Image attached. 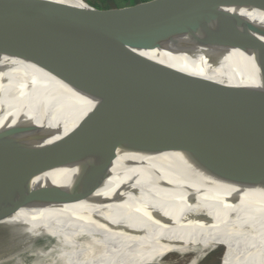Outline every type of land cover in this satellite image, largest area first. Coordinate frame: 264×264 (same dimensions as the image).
<instances>
[{
    "label": "bare ground",
    "instance_id": "bare-ground-1",
    "mask_svg": "<svg viewBox=\"0 0 264 264\" xmlns=\"http://www.w3.org/2000/svg\"><path fill=\"white\" fill-rule=\"evenodd\" d=\"M85 2L0 0V129L31 122L65 134L98 104L92 84L109 82L125 100L122 107L91 113L103 114L135 103L177 69L231 87L260 85L256 52L230 51L217 66L211 64L215 55L203 53L231 19L178 40L148 37L153 32L111 45L102 39L118 36L115 26ZM38 12L53 20L41 19ZM241 17L264 26L263 11ZM15 21L23 24L11 31ZM89 25L98 32L83 36ZM37 26L42 30L32 38L38 41L35 57L27 58ZM57 28L67 44L75 45L74 54L84 56L72 66L61 61L60 76L49 69L55 66L51 56L68 52L39 41L50 29L52 38L58 36ZM22 35L25 52L1 49ZM77 66L83 70L77 72L80 83L73 85ZM131 79H136L133 85L123 86ZM119 83L122 88L116 89ZM254 113L264 121V108ZM250 153L258 155L255 164L246 162ZM117 155L108 173L69 166L0 168V210L5 211L0 264H18L12 257L21 255L35 257L33 264H167L168 255L198 264L219 247L226 248L222 264H264V146L255 142L239 113L193 151ZM41 242L45 247L34 253ZM15 243L25 247L14 252Z\"/></svg>",
    "mask_w": 264,
    "mask_h": 264
},
{
    "label": "water",
    "instance_id": "water-1",
    "mask_svg": "<svg viewBox=\"0 0 264 264\" xmlns=\"http://www.w3.org/2000/svg\"><path fill=\"white\" fill-rule=\"evenodd\" d=\"M171 4L172 0H152L137 8L124 7L115 11H104L86 3L89 8L104 16L115 26L118 36L102 39L103 42L111 45L115 43V40L120 42L139 40L141 35L151 34L171 24L220 17L215 15L174 17L170 10ZM245 6L264 12V0H248ZM42 13L38 12L37 16H42L41 19L47 22L53 20H49L45 12ZM22 24L15 21L11 24V31L20 28ZM40 30L42 27L37 26L31 34L29 33L31 48L27 53L23 47L25 44L23 35L19 39L8 40L6 44L1 45V49L6 51L10 48L17 53L23 51L24 56L33 58L35 55L31 54L36 52L38 41L33 43L32 40ZM53 31L54 29H50L45 36L47 39L42 36L39 41L47 40L51 46L62 45L64 47L61 49L68 52L63 57L62 55L57 57V50L56 54L51 56L55 66L49 69L60 76L62 73L58 64L61 61L65 59V65L72 66V64L83 62L84 56L74 54L75 45L72 47L71 44L66 43L69 39L61 36V29L55 38L49 35L53 34ZM94 31L98 32V29H94L92 25L81 30L83 36H88L87 34ZM204 48L203 53L215 55L211 60L214 66H217L221 57L230 51L236 50L247 54L256 52L260 85L231 87L177 69L169 71L153 87L147 89L135 103L117 111L91 114L110 110L113 107H122L125 101L119 95L121 93H117L118 90L115 91L109 87V82L101 83L102 85L92 84L91 86L94 87L90 88L92 89L90 92L99 98L98 104L65 134H62V130L40 128L31 122L17 123L0 129V168L69 166L90 172L108 173L118 157V152L156 154L193 151L218 129L229 127L235 113L240 114L244 127L250 128L255 142L264 146V121H262V115L254 113L256 108H264V26L254 24L241 16H233L231 21L217 31ZM125 50L128 52V49ZM205 62H208V59ZM61 68H64L63 64ZM68 69L72 68L68 67ZM72 70L75 74H71V77L73 76L75 80L71 77L70 79L68 74L64 75L66 76L64 79L72 80L70 83L73 82L74 85L76 84L74 81L79 82L78 70L83 69L77 66ZM132 73L135 71L127 75L132 76ZM135 81L136 79H131L123 86L129 87ZM120 88H122L121 83L116 86V89ZM2 90L4 94L6 88ZM57 135H60L57 140L50 141ZM247 156L246 162L250 165L256 163L257 153L253 155L250 153ZM261 159L264 160L262 157ZM233 171L236 174L243 173L244 169L233 168ZM1 211L0 216L5 212ZM13 212L8 210L6 214ZM222 257L220 263H222Z\"/></svg>",
    "mask_w": 264,
    "mask_h": 264
},
{
    "label": "rangeland",
    "instance_id": "rangeland-1",
    "mask_svg": "<svg viewBox=\"0 0 264 264\" xmlns=\"http://www.w3.org/2000/svg\"><path fill=\"white\" fill-rule=\"evenodd\" d=\"M86 3H98V0H85ZM248 0H172V4L170 5V10L174 17H182V16H190V17H197V16H220L215 19H207V20H198L194 22H180L176 24H171L165 27H162L158 30L166 29L168 31H176L178 33L174 34L173 40H178L185 37L188 34L193 33L189 29V25H201V28H208L213 26L219 22L230 20L233 16H244L249 13L259 12L260 10L252 9L250 7L245 6ZM124 8V7H121ZM231 15H233L231 17ZM195 31H197L195 29ZM194 31V32H195ZM155 33V31H154ZM36 243L33 246L32 251L37 253L38 251L42 250L45 247V243ZM25 245L22 243H15L11 246V249L16 252L17 250L24 248ZM40 247V248H39ZM225 247H219L209 254L205 256V258L198 264H222L220 263V259L222 256L225 255ZM9 257H12L9 256ZM16 261L15 263L18 264H33V259L35 257L30 256H15L12 257ZM223 260V257H222ZM164 263L167 264H189V257L185 258L184 261H180L178 257L175 255H168Z\"/></svg>",
    "mask_w": 264,
    "mask_h": 264
},
{
    "label": "trees",
    "instance_id": "trees-1",
    "mask_svg": "<svg viewBox=\"0 0 264 264\" xmlns=\"http://www.w3.org/2000/svg\"><path fill=\"white\" fill-rule=\"evenodd\" d=\"M152 0H98V3H89L90 6L99 9V10H104V11H115L120 9L121 7H128V8H137L138 6L149 2ZM169 29V28H166ZM160 30L158 32H155L148 37L151 38H158L161 40H171L174 37V34L178 33L176 31H168V30ZM189 29L192 32V30L195 31L201 29V25H189ZM193 31V32H194ZM199 34L195 35L193 40H196Z\"/></svg>",
    "mask_w": 264,
    "mask_h": 264
}]
</instances>
